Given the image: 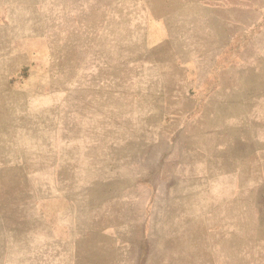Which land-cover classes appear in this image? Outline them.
<instances>
[{
  "label": "rangeland",
  "instance_id": "374dc122",
  "mask_svg": "<svg viewBox=\"0 0 264 264\" xmlns=\"http://www.w3.org/2000/svg\"><path fill=\"white\" fill-rule=\"evenodd\" d=\"M262 46L264 0H0V264L227 253V232L212 243L187 225L196 200L166 205L159 170L187 154L207 176L198 149L225 148L236 175L215 184L260 186L257 217Z\"/></svg>",
  "mask_w": 264,
  "mask_h": 264
},
{
  "label": "crops",
  "instance_id": "0c3cea01",
  "mask_svg": "<svg viewBox=\"0 0 264 264\" xmlns=\"http://www.w3.org/2000/svg\"><path fill=\"white\" fill-rule=\"evenodd\" d=\"M261 68L260 76L264 77V46H262L261 50ZM253 127L252 123H245V129L250 134H252ZM226 129L232 128L227 127ZM249 143L252 145V138L249 139ZM256 152L261 161H263L264 149L260 148ZM198 153L204 159L206 156L208 162H211L210 157H213L214 162L216 161L212 172L207 176H194L193 165L190 163L187 154L181 157L180 161L175 162L174 170L170 174L168 164H164V167L159 170L162 178V183L159 186L160 194L164 195L166 205H179L183 210L189 209L186 202L196 200L197 215L189 212L186 217L187 225L192 224L197 219L196 225L201 228L204 240L206 238L205 232L207 231V236H211L212 243L218 240L222 231L223 235H226L227 232L228 252L213 249L207 255L204 253L202 264H226V261L225 263L221 262V258H227V264H264V214L261 213L262 208L264 209L263 197L257 217L254 219L253 214H251L253 213L256 200V197L255 199L253 197L254 192L256 194L261 187L215 184L217 179L230 178L236 175L235 156L231 154V151L226 152L225 148L220 149V154L218 155L211 156L206 154L203 149H198ZM252 153L250 148L249 154L251 155ZM165 157L166 155H164ZM165 161L167 162L168 160L166 159ZM223 163L232 164L233 168H225ZM174 171L178 180L175 183V188H171L169 176ZM206 177H209L207 179L208 184H205ZM154 189H157V187L155 186ZM239 204L241 206H238ZM238 209L244 211L243 216L238 217ZM247 212H249V215H247ZM238 226L244 227V230L237 233ZM222 227H227V230ZM205 258L208 259L206 260Z\"/></svg>",
  "mask_w": 264,
  "mask_h": 264
}]
</instances>
